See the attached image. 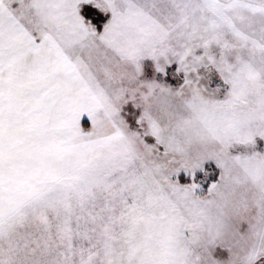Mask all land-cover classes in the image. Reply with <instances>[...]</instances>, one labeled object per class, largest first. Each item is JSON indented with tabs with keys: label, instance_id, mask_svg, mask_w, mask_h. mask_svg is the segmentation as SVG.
Wrapping results in <instances>:
<instances>
[{
	"label": "snow or ice",
	"instance_id": "1",
	"mask_svg": "<svg viewBox=\"0 0 264 264\" xmlns=\"http://www.w3.org/2000/svg\"><path fill=\"white\" fill-rule=\"evenodd\" d=\"M0 264H264V0H0Z\"/></svg>",
	"mask_w": 264,
	"mask_h": 264
}]
</instances>
